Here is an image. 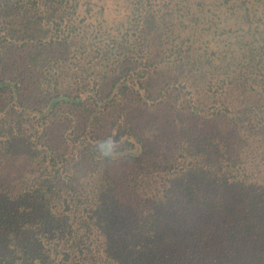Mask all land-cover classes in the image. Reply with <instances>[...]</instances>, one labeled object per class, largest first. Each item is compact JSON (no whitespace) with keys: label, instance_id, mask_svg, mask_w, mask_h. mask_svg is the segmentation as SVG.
<instances>
[{"label":"trees","instance_id":"1","mask_svg":"<svg viewBox=\"0 0 264 264\" xmlns=\"http://www.w3.org/2000/svg\"><path fill=\"white\" fill-rule=\"evenodd\" d=\"M0 264H264V0H0Z\"/></svg>","mask_w":264,"mask_h":264}]
</instances>
